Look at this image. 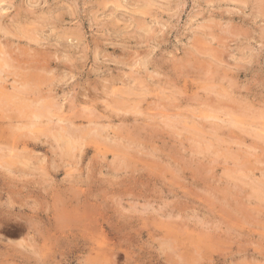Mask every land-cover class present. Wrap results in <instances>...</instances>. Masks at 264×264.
I'll return each mask as SVG.
<instances>
[{
    "label": "rangeland",
    "instance_id": "rangeland-1",
    "mask_svg": "<svg viewBox=\"0 0 264 264\" xmlns=\"http://www.w3.org/2000/svg\"><path fill=\"white\" fill-rule=\"evenodd\" d=\"M0 264H264V0H0Z\"/></svg>",
    "mask_w": 264,
    "mask_h": 264
},
{
    "label": "bare ground",
    "instance_id": "bare-ground-1",
    "mask_svg": "<svg viewBox=\"0 0 264 264\" xmlns=\"http://www.w3.org/2000/svg\"><path fill=\"white\" fill-rule=\"evenodd\" d=\"M2 65V64H1ZM2 78V77H1ZM22 101V100H21ZM23 102V101H22ZM18 104V103H17ZM20 104V103H19ZM21 106V105H20ZM24 107H26V105L24 106ZM45 109V108H44ZM33 123V122H32ZM31 124V123H30ZM32 125V124H31ZM70 132V131H69Z\"/></svg>",
    "mask_w": 264,
    "mask_h": 264
}]
</instances>
